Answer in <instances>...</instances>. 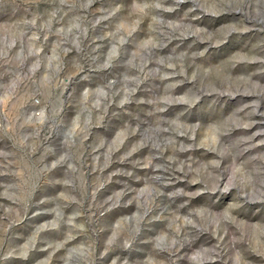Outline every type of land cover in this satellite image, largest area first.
I'll list each match as a JSON object with an SVG mask.
<instances>
[{
	"label": "rangeland",
	"instance_id": "1",
	"mask_svg": "<svg viewBox=\"0 0 264 264\" xmlns=\"http://www.w3.org/2000/svg\"><path fill=\"white\" fill-rule=\"evenodd\" d=\"M0 264H264V0H0Z\"/></svg>",
	"mask_w": 264,
	"mask_h": 264
}]
</instances>
